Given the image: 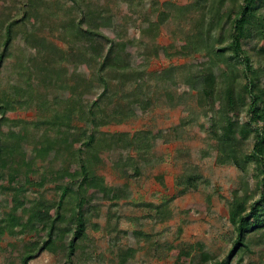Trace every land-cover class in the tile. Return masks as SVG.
<instances>
[{"label":"trees","instance_id":"16d2710c","mask_svg":"<svg viewBox=\"0 0 264 264\" xmlns=\"http://www.w3.org/2000/svg\"><path fill=\"white\" fill-rule=\"evenodd\" d=\"M14 3V9H10L14 13H0V72L4 61L12 57L13 49L20 46L18 40L21 39L26 46L20 50L19 68L25 76L20 84L12 86L13 90L0 91V173L11 168L10 164L19 166L8 174V184H15L7 187L14 190L12 211L7 217L1 218L0 214V227L8 221L12 229L21 226L37 232L40 238L46 234L44 241L32 243L23 256L22 264H29L44 250L56 248L57 242L65 237L63 230H58L59 226L70 222L72 238L67 250L72 259L79 242L87 236V216L93 207L94 194L112 193L104 177L95 170V162L100 161L101 148L107 141L98 138L94 131L106 122L104 105L112 104L117 95V92L109 93L111 84L118 80L123 90L121 97L130 99V115L136 114V106L142 111L148 109L151 100L144 96L143 72L126 58L133 41L107 32L115 28V13L109 1L14 0ZM156 9L157 20L148 19V26L143 27L146 33L160 30L175 16L174 12L186 21L189 14L201 13V16L175 45L174 54L194 55V61L152 72V78L172 84L181 82L197 92L200 103L208 105L213 113L209 130L217 140L220 163H234L246 171L254 164L255 186L245 182L240 190H235L229 212L237 232L236 242L228 258L215 264H233L234 258L241 262L251 251L253 242H264V0H195L183 6L166 1ZM47 30L63 41V45L50 40L45 34ZM158 50L156 47V54ZM168 50H163L166 56L170 55ZM35 73L39 74L38 79ZM131 82H134L132 92L124 89ZM96 84L101 85L103 91L98 98L85 103L84 95H89ZM40 85L64 91L62 97H54V103L65 105L35 123L46 125L45 130L55 129L57 135L50 139L44 133L40 139L36 138L30 155L29 128L33 123L11 120L10 115L30 105ZM38 99L40 107L49 110V99ZM124 110L121 107L118 115L125 114ZM77 118L89 122L92 129L73 132L77 129L74 125ZM4 125L13 127L5 131ZM18 126L20 129H15ZM127 136L128 133L116 135L114 142L121 141L122 147L133 146L138 138L134 136L131 140ZM58 145L70 153L69 165L61 167L54 175V179L62 180L57 184L60 200L50 202L40 198L30 202L25 196V186L32 183L29 173L38 161L47 160L56 149H61ZM22 167L26 184L18 178ZM43 180L45 178L40 185ZM197 182L193 177L187 179L188 185L194 188L198 187ZM19 209L26 215L25 220L17 214ZM133 254L132 250L127 251L124 261ZM176 254L179 264H183V260L190 262L189 250ZM210 259L204 253L201 263Z\"/></svg>","mask_w":264,"mask_h":264},{"label":"rangeland","instance_id":"374dc122","mask_svg":"<svg viewBox=\"0 0 264 264\" xmlns=\"http://www.w3.org/2000/svg\"><path fill=\"white\" fill-rule=\"evenodd\" d=\"M13 1L0 0V13H14L11 11L15 5ZM107 1L115 13L114 31L107 32L133 41L134 45L129 48L130 54L126 58L134 68L143 72L144 96L151 100V105L145 111L136 106V114L130 115V99L121 97L123 90L118 80L112 82L109 93L117 92V95L112 104L104 105L107 110L106 122L94 130L98 138L105 139L109 144L101 148V159L95 162V170L104 177L112 193L94 194L93 207L87 216V236L79 242L72 259L67 250L69 239L72 238V225L64 222L58 228L63 230L64 239L57 242L53 251L44 250L29 264H179L177 251L187 250L191 252V259L187 263L181 261L183 264H215L216 261H224L236 242L237 232L229 214L234 191L240 190L245 182H249L251 187L255 186L254 164L249 165L246 171L234 163H220L217 140L209 130L213 113L208 110V105L200 103L197 92L191 91L181 82L172 84L157 81L151 76L152 72L172 64L185 65L194 61V55L186 57L174 54L175 45L192 30L201 13L189 14L186 21L174 12L175 16L160 30L146 33L143 27L148 26V19L157 20L156 7L166 1L183 6L195 0ZM45 34L49 35L50 40L63 45V41L54 38L48 30ZM18 41L20 46L17 45L12 57L2 64L1 92L20 84L25 76L19 63L22 59L21 47L26 46V43L21 39ZM156 47L159 54L155 53ZM164 48L169 49L170 55L164 54ZM35 74L38 79L39 74ZM133 83H127L124 89L132 92ZM102 91L103 87L96 84L89 95H84L83 101L92 102ZM35 93L37 97L30 105L10 115L11 120H22L23 124L33 123L29 128L30 155L36 138L40 139L44 133L50 139L57 135L55 129L45 130L46 125L38 126L35 123H40L65 105L54 103L55 96L64 95V91L56 87L47 89L40 85ZM38 97L49 99V110L40 107ZM121 107L125 109V114L121 112L118 115ZM74 125L77 129L73 132L92 129L89 122L79 118ZM10 126L4 125L3 130L8 131ZM20 127L15 129L19 130ZM122 133L129 134L127 139L132 140L134 136L138 139L133 146L128 144L122 147L121 141L114 142V137ZM58 147L61 149H56L47 160L38 161L29 173L32 183L25 186V196L30 202L40 198L50 202L60 200L61 191L57 189V184L62 180L54 179V175L58 169L69 165L70 153L64 147ZM10 167L3 174L0 173L1 218L7 217L12 211L14 190L7 187L15 184L9 185L7 179L13 168L18 169L19 166L10 164ZM21 170L19 182L26 184L24 167ZM191 177L197 179V188L188 185L187 179ZM42 178L45 180L40 185ZM17 214L22 215L23 220L26 219L22 210L19 209ZM7 222H3L0 227V264H22V258L31 244L36 241L41 243L46 234L40 238L37 232L24 230L21 226L12 229ZM130 250L134 254L124 261L126 252ZM204 253L211 259L201 263ZM232 262L264 264V242L256 240L241 262L237 258Z\"/></svg>","mask_w":264,"mask_h":264}]
</instances>
